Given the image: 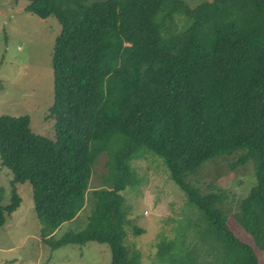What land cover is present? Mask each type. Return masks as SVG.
<instances>
[{
	"label": "trees",
	"instance_id": "trees-1",
	"mask_svg": "<svg viewBox=\"0 0 264 264\" xmlns=\"http://www.w3.org/2000/svg\"><path fill=\"white\" fill-rule=\"evenodd\" d=\"M14 2L18 0H13ZM24 12L61 23L52 52L55 138L34 133L28 115H0V164L11 196L0 224L19 206L17 183L31 185L45 245L106 244L110 264H133L123 245L124 190L142 150L162 158L169 177L248 261L264 253V0H25ZM175 15L183 22L177 26ZM242 150L256 183L233 218L187 182L205 160ZM108 158L106 185L88 197L96 159ZM89 198L85 226L56 239ZM139 231V229H138ZM137 233V232H136Z\"/></svg>",
	"mask_w": 264,
	"mask_h": 264
},
{
	"label": "rangeland",
	"instance_id": "rangeland-1",
	"mask_svg": "<svg viewBox=\"0 0 264 264\" xmlns=\"http://www.w3.org/2000/svg\"><path fill=\"white\" fill-rule=\"evenodd\" d=\"M183 1L194 7L203 0ZM24 4L25 0H0V115H28L34 133L54 139L55 120L49 116L54 100L52 52L61 23L54 16L43 19L24 12ZM175 21L181 26L183 17L175 15ZM242 154L238 150L209 158L186 180L203 193L214 192L218 198L215 205L228 216L240 241L257 248L233 218L256 183L253 162L235 165ZM107 160L105 154L96 159L88 197L92 190L106 185ZM130 165L132 177L119 193L127 216L123 245L133 264L247 263L242 246L217 231L205 214L188 202L183 190L169 177L162 158L142 150ZM12 178V172L0 164L2 203L10 200ZM16 187L20 204L0 224V264H110L111 252L106 244L69 243L57 249L45 245L30 183H17ZM90 207L88 198L75 218L56 229L54 237L79 232ZM259 255L264 264V253Z\"/></svg>",
	"mask_w": 264,
	"mask_h": 264
}]
</instances>
